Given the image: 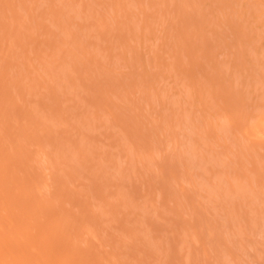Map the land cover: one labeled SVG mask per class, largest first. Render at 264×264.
<instances>
[{
    "label": "bare ground",
    "instance_id": "obj_1",
    "mask_svg": "<svg viewBox=\"0 0 264 264\" xmlns=\"http://www.w3.org/2000/svg\"><path fill=\"white\" fill-rule=\"evenodd\" d=\"M246 229L264 0H0V264H237Z\"/></svg>",
    "mask_w": 264,
    "mask_h": 264
},
{
    "label": "rangeland",
    "instance_id": "obj_2",
    "mask_svg": "<svg viewBox=\"0 0 264 264\" xmlns=\"http://www.w3.org/2000/svg\"><path fill=\"white\" fill-rule=\"evenodd\" d=\"M115 57H116V56H115ZM120 69L123 70L124 67L122 68V66L120 65ZM105 131H106V130H105ZM105 131H103L102 133L105 134V133L107 132V131H106V132H105ZM109 132H110V131H108L107 133H109ZM108 135H109V134H105V138H106V139H107ZM102 136H104V135L102 134ZM106 136H107V137H106ZM249 229H250V228H249ZM249 229H248V232L251 231L252 234H253V236H257L258 234H260V233H259L260 231L257 230V231H258V232H257L256 229H253L254 232H253L252 229H251V230H249ZM255 231H256V232H255ZM244 232H245V233H243V235H241L242 238H241V236H237V235H236V237H235L234 234H232V235L230 236V243H232L233 245H232V244H229V246H228V247H229V248H228V251H229L230 247H232V248L230 249L229 252H231V250L234 251V255H233L232 252H231V253L228 252V254H229V256H230V259H232V258L234 257V258H233V259H234V261H233L234 263H236V262L239 263V260H237V258L240 259V263H239V264H242V262H243L244 260L248 261V262H249V263L247 262L248 264H250L251 262H252L253 264H255V263H258V264H264V263H263V262H264V257H261V256L263 255L262 253H264V250H263V252L259 250V249L262 250V249L264 248V244H261L262 241H264V240H261V239H264V238H262V237H264V236H262V232H263V231H261V234L258 235V237H256V238H255V237H252V235H250V237H249V234H251V233L248 234L247 229H246ZM256 233H258V234L256 235ZM244 234H245V235H244ZM263 235H264V232H263ZM232 236L235 237V238L237 239V241H236V239H235V240L232 239V238H233ZM260 236H261V237H260ZM244 237L247 238L248 241H247V239H245ZM243 238H244V240H243ZM254 238H255V239H254ZM257 239H259L260 241L257 240ZM231 240H233V241H231ZM238 240H239V241H238ZM249 240H250V241H249ZM253 240H257V241L253 242ZM235 241H236V242H240V241H241L240 243L243 244V245H241V246H244V247H245L244 251H245L246 253L242 250L244 247H242V249H241V248H240V247H241L240 244H239V243L236 244ZM244 241H245V245H244ZM242 242H243V243H242ZM247 242H249V243H247ZM257 242H259V243L257 244ZM260 242H261V243H260ZM234 243H235V244H234ZM254 243H255V246L258 247V250H257V251H258V252H259V251L262 252V253L259 252L260 255L257 254L258 256L255 254V251H256V250L254 249V247H255V246H254ZM247 245H249V246H247ZM259 245L261 246V248L259 247ZM233 246H234L235 248H234ZM251 246H252V247H251ZM236 247H237V248H236ZM257 247H255V248L257 249ZM247 248H248V249H247ZM250 248H252L253 250H251ZM235 249H236V251H240V250H241V251L239 252L240 255H239V254L237 255V253H235ZM246 249H247V250H246ZM252 251H253V252H252ZM257 251H256V253H257ZM241 252H242V253H241ZM243 254L245 255L244 258H243V256H244ZM252 254H253V256H252ZM231 255H232L233 257H232ZM235 255H237V256H235ZM249 255L252 256V257H254V258L250 257ZM238 256L241 257V258H239ZM231 257H232V258H231ZM236 257H237V258H236ZM258 257H259V258H258ZM260 257L262 258V259H261L262 261H260ZM255 258H258L259 261H258L257 259H255ZM233 259H232V260H233ZM242 259H243V260H242ZM249 259H250V261H249ZM232 260H231V261H232ZM253 260H254V261H253ZM246 261H244L243 264H246ZM233 262H232V263H233ZM238 263H237V264H238ZM252 263H251V264H252Z\"/></svg>",
    "mask_w": 264,
    "mask_h": 264
}]
</instances>
